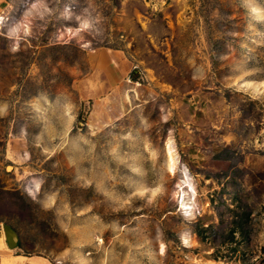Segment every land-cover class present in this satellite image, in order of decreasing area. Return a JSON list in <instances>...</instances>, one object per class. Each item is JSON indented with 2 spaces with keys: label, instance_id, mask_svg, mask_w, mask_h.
Returning <instances> with one entry per match:
<instances>
[{
  "label": "rangeland",
  "instance_id": "rangeland-1",
  "mask_svg": "<svg viewBox=\"0 0 264 264\" xmlns=\"http://www.w3.org/2000/svg\"><path fill=\"white\" fill-rule=\"evenodd\" d=\"M1 4L0 258L264 264V0Z\"/></svg>",
  "mask_w": 264,
  "mask_h": 264
},
{
  "label": "bare ground",
  "instance_id": "bare-ground-1",
  "mask_svg": "<svg viewBox=\"0 0 264 264\" xmlns=\"http://www.w3.org/2000/svg\"><path fill=\"white\" fill-rule=\"evenodd\" d=\"M166 151H167V156H168V162H169V169L171 171H173L175 163H176V158H175V154H174V148L172 146V143L167 142L166 143ZM181 175L183 178V183L187 185L188 188L192 189V185L189 181L188 175L185 172V169L181 171ZM185 179V180H184ZM189 208H187L188 210ZM191 209V208H190ZM191 212V211H190ZM189 212V215H191V213ZM13 237H10V240L12 241ZM1 247V244H0ZM4 263V260H3Z\"/></svg>",
  "mask_w": 264,
  "mask_h": 264
},
{
  "label": "crops",
  "instance_id": "crops-1",
  "mask_svg": "<svg viewBox=\"0 0 264 264\" xmlns=\"http://www.w3.org/2000/svg\"><path fill=\"white\" fill-rule=\"evenodd\" d=\"M1 3V0H0ZM2 11V4L0 5V12ZM0 251H4L2 247L0 248ZM25 258L22 256H10L8 254L1 255L0 258V264H21ZM4 260V263H3Z\"/></svg>",
  "mask_w": 264,
  "mask_h": 264
},
{
  "label": "water",
  "instance_id": "water-1",
  "mask_svg": "<svg viewBox=\"0 0 264 264\" xmlns=\"http://www.w3.org/2000/svg\"><path fill=\"white\" fill-rule=\"evenodd\" d=\"M11 236L13 237L12 241L10 240ZM14 238H15L14 232L9 227H6V239L10 247H14L15 245Z\"/></svg>",
  "mask_w": 264,
  "mask_h": 264
}]
</instances>
